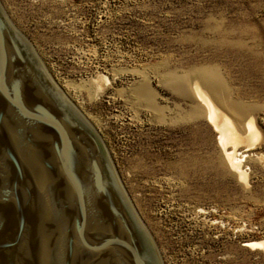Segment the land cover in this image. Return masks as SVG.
Returning a JSON list of instances; mask_svg holds the SVG:
<instances>
[{
    "label": "rangeland",
    "instance_id": "obj_1",
    "mask_svg": "<svg viewBox=\"0 0 264 264\" xmlns=\"http://www.w3.org/2000/svg\"><path fill=\"white\" fill-rule=\"evenodd\" d=\"M0 9L101 138L161 264H264V249L247 244L264 241V0H0ZM203 72L221 83L225 103L209 98L218 123L193 91L211 80ZM170 74L186 76L188 95ZM228 122L236 143L219 139L216 124Z\"/></svg>",
    "mask_w": 264,
    "mask_h": 264
},
{
    "label": "water",
    "instance_id": "obj_2",
    "mask_svg": "<svg viewBox=\"0 0 264 264\" xmlns=\"http://www.w3.org/2000/svg\"><path fill=\"white\" fill-rule=\"evenodd\" d=\"M0 9V264H161L106 148Z\"/></svg>",
    "mask_w": 264,
    "mask_h": 264
},
{
    "label": "bare ground",
    "instance_id": "obj_3",
    "mask_svg": "<svg viewBox=\"0 0 264 264\" xmlns=\"http://www.w3.org/2000/svg\"><path fill=\"white\" fill-rule=\"evenodd\" d=\"M17 32V31H16ZM20 35V34H19ZM20 37L23 39V40H25V38H23L22 37V35H20ZM26 41V40H25ZM35 54V53H34ZM35 56L37 57V55L35 54ZM37 59L39 60V62L42 64V62H41V60L37 57ZM42 66H43V64H42ZM43 68H44V70L46 71V69H45V67L43 66ZM207 71V70H206ZM205 71V72H206ZM46 73L48 74V72L46 71ZM200 73V72H199ZM204 73V72H203ZM203 76H205V77H210L211 78V80H209V82H206V80L205 79H203L202 78V80H201V82L199 81V82H196V81H194V83H193V91L197 94L196 96H198L199 97V99L201 100V101H203L206 105H207V107H208V116H209V118H212L211 120L213 121V122H216V123H218L219 122V117H218V114H216V108L214 109V107L215 106H213L212 105V103L210 102V100H209V98L211 99V100H213V101H215V102H217V103H221L222 105L225 103V102H223L221 99L219 100L218 98H217V95H216V92H218V89H220V87H221V83L219 82V78H217L214 74H212L211 73V75H210V73L209 74H207V73H204V74H202ZM208 75H210V76H208ZM48 76H49V74H48ZM50 77V76H49ZM48 77V78H49ZM50 80H51V77H50ZM189 80V79H188ZM198 80V79H197ZM52 81V80H51ZM168 81H169V84H170V86H171V88L172 89H178L177 91H180L181 93H183V94H187V88L185 87V85H186V81H187V78H186V76L184 75V76H176V75H174V74H170L169 76H168ZM189 82V81H188ZM52 84L54 85V83H53V81H52ZM188 84V83H187ZM55 86V85H54ZM56 87V86H55ZM142 87V86H141ZM143 88H144V86H143ZM146 88V87H145ZM56 89L59 91V89L56 87ZM222 90V89H221ZM225 90V89H224ZM175 91V90H174ZM60 92V94H61V90L59 91ZM138 92H139V90H138ZM136 93H137V91H136ZM149 93V91L148 90H140V94H142L144 97L142 98V100H145L146 102H147V104H148V106L150 105L151 107H153V105H154V103L152 102L153 101V99H152V97H151V95H150V93ZM139 94V95H140ZM154 94V93H153ZM220 94V93H219ZM138 95V96H139ZM188 95V94H187ZM207 95H209L208 97H207ZM61 96H62V94H61ZM63 97V96H62ZM220 97V96H219ZM64 98V97H63ZM139 98H140V96H139ZM66 101H67V99L66 98H64ZM68 102V101H67ZM69 103V102H68ZM70 104V103H69ZM227 104V103H226ZM225 104V105H226ZM71 105V104H70ZM71 106H73V105H71ZM227 106L228 107H226V108H229V109H235V108H237L236 106H234L235 108H232V106H230L229 104H227ZM74 107V106H73ZM74 108H76V107H74ZM154 108L156 109L157 107H155V105H154ZM239 113V112H238ZM230 122H228V123H224V124H222V126L221 125H219V124H216V126H219L218 127V129L220 130V135H219V139L221 140V141H231V142H235L236 143V141H239L240 140V136H239V134L236 132V130H235V128H236V126H235V128H234V126L230 123ZM215 124V123H214ZM234 124V123H233ZM239 127V126H238ZM244 129H245V132L244 133H246L247 135H248V139H251L252 137H253V135H254V125H253V123H252V120L251 119H249L248 121H246V123H244ZM222 143V142H221ZM249 143V142H248ZM236 154V153H235ZM235 154H233V151H230V152H228V151H226V150H223V157L228 161V164H229V166L232 168V169H235V170H237L238 171V175H239V177H243V174H242V171L240 170V168H239V165H240V160L239 159H237L234 155ZM246 157V156H245ZM127 197V196H126ZM128 199V198H127ZM129 201V200H128ZM128 203H130V202H128ZM130 206H131V204H129ZM132 207V206H131ZM132 209H133V207H132ZM134 213H135V211H134ZM136 214V213H135ZM136 218L138 219V221H140V223L143 225V223L141 222V220L139 219V217L138 216H136ZM144 227V226H143ZM145 228V227H144ZM146 230V229H145ZM146 232L148 233V231L146 230ZM149 234V233H148ZM249 246H251V247H260V248H263L264 249V241H254V242H250V243H247Z\"/></svg>",
    "mask_w": 264,
    "mask_h": 264
}]
</instances>
